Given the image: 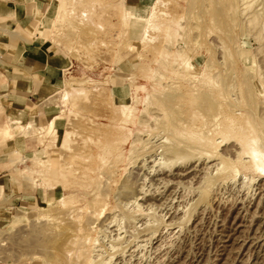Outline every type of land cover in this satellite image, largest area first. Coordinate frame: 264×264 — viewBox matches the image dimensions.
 <instances>
[{
  "label": "rangeland",
  "instance_id": "1",
  "mask_svg": "<svg viewBox=\"0 0 264 264\" xmlns=\"http://www.w3.org/2000/svg\"><path fill=\"white\" fill-rule=\"evenodd\" d=\"M238 1L46 0L28 33L72 65L48 100L57 116L48 124H11L0 106V127L7 123L0 134V264H90L91 252L116 237L118 224L124 236L129 221L119 203L138 188L143 195L129 214L139 211L142 218H135L157 224L156 236L147 238L139 222L141 247L117 246L124 256L112 263L264 264V49L259 53ZM255 2L261 22L264 0ZM17 32L0 18V34ZM208 103L221 118L235 117L243 144L256 148L252 156L217 136L208 149L225 157L224 165L187 150L198 145L189 135L205 130L198 112ZM181 118L188 138L179 146L190 156L184 162L161 156L173 144L166 126ZM15 134L44 151L23 157L3 150ZM154 145L161 147L155 153ZM214 163L222 167L218 174Z\"/></svg>",
  "mask_w": 264,
  "mask_h": 264
},
{
  "label": "crops",
  "instance_id": "2",
  "mask_svg": "<svg viewBox=\"0 0 264 264\" xmlns=\"http://www.w3.org/2000/svg\"><path fill=\"white\" fill-rule=\"evenodd\" d=\"M46 5V0L0 3V18H9L12 27L18 31L0 34V106L10 123L17 121L21 125L34 126L48 124L57 117L48 100L59 89L64 71L72 62L53 52L36 32L28 33V28L37 21L38 13L42 15ZM5 126L7 123L0 127V134L6 131ZM2 147L23 157L34 155L39 149L44 151L42 145L18 134L7 139Z\"/></svg>",
  "mask_w": 264,
  "mask_h": 264
},
{
  "label": "bare ground",
  "instance_id": "3",
  "mask_svg": "<svg viewBox=\"0 0 264 264\" xmlns=\"http://www.w3.org/2000/svg\"><path fill=\"white\" fill-rule=\"evenodd\" d=\"M240 4V7H241V13L243 14V15H248V16H244V17H247V19H248V22L246 21V23L249 25V27L252 29L251 31H253L254 30V39H255V42H258V43H260L259 45H260V48H259V53L261 52V50H263L264 49V20H262L263 21V23H261L260 22V10L259 9H256L255 7V3L257 2H255V0H239L238 1ZM254 5V6H253ZM254 7V8H253ZM250 8L252 9L251 11H250ZM240 9V8H239ZM262 10V9H261ZM240 11V10H239ZM248 11H249V13H248ZM247 13V14H246ZM241 15V14H240ZM150 16V15H149ZM151 17V16H150ZM245 20H246V18H244ZM261 19H263V18H261ZM242 20V19H241ZM242 22V21H241ZM149 23V22H148ZM243 24V23H242ZM147 25V24H146ZM247 25V26H248ZM246 27V26H245ZM248 27V28H249ZM145 33V32H144ZM255 42H253V43H255ZM217 43V42H216ZM256 44V43H255ZM257 50H258V48H257ZM256 51V50H255ZM180 52V51H179ZM264 53V52H263ZM257 54V53H256ZM262 56V55H261ZM257 57V56H256ZM263 60V62H264V59H262ZM258 67V66H257ZM260 69H262V68H260ZM259 71V70H258ZM243 72V71H242ZM249 73V72H248ZM215 76V75H214ZM213 75H212V77H214ZM259 77H261V76H259ZM198 78V77H197ZM216 78V77H215ZM250 78V77H249ZM224 79H225V77H224ZM260 79V78H259ZM199 80V79H198ZM200 80H202V78L200 79ZM218 80V79H217ZM232 80V79H231ZM231 80H229V81H231ZM199 82V81H198ZM202 84H203V82H201ZM215 83H216V81H215ZM200 84V83H199ZM211 84V83H210ZM229 84V83H228ZM234 84V83H233ZM196 85V84H195ZM201 85V84H200ZM199 85V86H200ZM214 85V84H213ZM230 86V88H228ZM228 87H227V89L229 90V89H232L231 88V84L229 85ZM235 86V85H234ZM233 85H232V87H234ZM264 86V85H263ZM203 88V87H202ZM233 90V89H232ZM231 91V90H230ZM224 92H225V90H224ZM229 94H231L230 92H229ZM220 95V94H219ZM224 95V94H223ZM65 96H67V95H65ZM208 96H210V95H208ZM232 96V95H231ZM230 96V97H231ZM217 97V96H216ZM223 97V96H222ZM235 98V97H234ZM219 99H222L221 97H219ZM237 99V98H236ZM235 99V100H236ZM63 100V99H62ZM201 100V99H200ZM222 100H224V99H222ZM238 100V99H237ZM213 101V100H212ZM240 101V100H239ZM238 101V102H239ZM193 102H196V101H193ZM192 102V104H194ZM208 102V101H207ZM207 102H206V104H207ZM210 102V101H209ZM224 102V101H223ZM226 103H227V101H225ZM199 103V102H198ZM237 103V102H236ZM197 104V103H196ZM214 104V103H213ZM228 104V103H227ZM226 104V105H227ZM215 105V104H214ZM238 105V104H237ZM237 105L235 106V107H237ZM239 105H240V102H239ZM228 107H229V110H231L230 108H231V106L230 105H227ZM241 106V105H240ZM218 109H220V108H218ZM226 109H227V107H226ZM239 108H237L236 110H238ZM198 110H199V107H198ZM240 110V109H239ZM200 111V110H199ZM201 111L202 112H198V113H202V116H203V119H204V121H202V122H204V125H203V127L205 128V130H200V131H198L196 134H190L189 135V141H192V140H195V141H197V146L196 147H190L189 146V144H188V148H190V150L187 148V150L189 151V152H191V151H197V152H200V154L198 155L199 156V158L198 159H200V158H205V161L206 160H208V161H212V159H213V161L214 160H217L216 162H220V164L221 165H224L225 164V159L223 158V156L221 157L220 155H218V153L215 151V148L214 149H208L209 148V146L210 145H212V138H213V136H214V138H215V136H217V137H219L222 141H228V140H235L236 142H238V144H239V147H240V151L241 152H244L245 154H248V155H250V156H252L253 155V153H254V151H255V149H253L254 147H252L251 149H253L254 151H253V153L252 152H250L249 151V149L247 148V146H245L244 144H243V139H242V137H241V135H242V131H241V129L238 127V126H236L235 125V117L233 116V115H230V116H224V117H220V115H219V113L217 112L218 110H216L215 109V107L214 106H212V104L211 103H208V105L202 110V108H201ZM232 112V111H231ZM235 112H237V111H235ZM234 112V113H235ZM194 113V112H193ZM258 113H261V112H258ZM232 114V113H231ZM236 114V113H235ZM238 115V114H237ZM239 116V115H238ZM197 117V116H196ZM262 118H264V117H262ZM177 119H180L179 117L177 118ZM172 120V119H171ZM250 120V119H249ZM262 121H263V119H261ZM260 120V121H261ZM163 122V121H162ZM241 122V121H240ZM13 123H14V121H13ZM172 123V122H171ZM173 123H174V121H173ZM172 123V125H169V126H166V130H167V132H169L171 135H172V138H173V140H171L172 142H173V144H169L170 145V147H168V148H163L164 149V151L162 152L163 154L161 155V156H165L166 155V153H172L173 154V158H175V161H178V160H183V162H184V160L186 159V160H188L187 158H189L190 156H189V153H188V151H186V149L184 150V148L182 149V148H180V146L179 145H181L180 143H183L184 142V139H185V141H187L186 139L188 138V135H186L187 136V138H185L186 136H184V133H186L185 132V130H184V133H182V129H183V127H185V125L183 124V122H182V118H181V121L179 122V121H177V122H175L174 124ZM186 123V122H185ZM254 123V122H253ZM16 124H18V122H16ZM50 124H52V123H50ZM256 124V123H255ZM263 124V123H262ZM164 125V124H163ZM201 125V124H200ZM238 125V124H237ZM264 125V124H263ZM262 125V126H263ZM165 126V125H164ZM257 126V125H256ZM264 127V126H263ZM20 128H22L21 126H20ZM27 128H29V125L27 126ZM164 128V127H163ZM162 128V129H163ZM251 128V127H250ZM255 128V127H254ZM15 129V128H14ZM19 129V128H18ZM24 129V128H23ZM165 129V128H164ZM190 129V128H189ZM17 130V129H16ZM25 130V129H24ZM256 130V129H255ZM186 131H188V127H187V129H186ZM246 131V130H245ZM254 131V130H253ZM189 132V131H188ZM255 132V131H254ZM250 135V134H249ZM251 135H252V133H251ZM250 135V136H251ZM155 137V136H154ZM249 137V136H248ZM256 138V137H255ZM254 138V139H255ZM170 139V138H169ZM192 139V140H191ZM250 139V138H249ZM66 140V139H65ZM155 140V139H154ZM168 140V139H167ZM219 140V139H218ZM170 141V140H169ZM217 141V140H216ZM216 141H214L215 143H217ZM249 141V140H248ZM151 142V141H150ZM192 142H194V141H192ZM235 142V143H236ZM144 143V142H143ZM171 143V142H170ZM185 143V142H184ZM191 143V142H190ZM245 143V142H244ZM258 143V141H253L252 142V144H253V146L254 145H256ZM148 144V143H147ZM154 144V143H153ZM187 144V143H186ZM185 144V145H186ZM251 144V143H250ZM233 145H235V144H233ZM258 145H259V143H258ZM258 145H257V148H258ZM145 146V145H144ZM165 146V145H164ZM182 146H183V144H182ZM260 146H261V144H260ZM147 147V146H146ZM155 147H157L156 145H154V147H152V146H150V148H149V151H150V149L153 151V153H155L157 150H159V149H156ZM167 147V146H166ZM187 147V146H186ZM227 147V146H226ZM230 147V146H229ZM238 147V146H237ZM248 147H250V146H248ZM145 148V147H144ZM148 148V147H147ZM158 148V147H157ZM232 146L230 147V150H232ZM263 148V147H262ZM261 148V149H262ZM133 149V148H132ZM154 149H156V150H154ZM192 149V150H191ZM228 149V150H227ZM225 148V150L222 152V154H228L230 151H229V148ZM235 149V150H234ZM250 149V150H251ZM264 149V148H263ZM218 150V149H217ZM226 150H227V153H225L226 152ZM238 150V149H237ZM259 150H260V147H259ZM146 151V150H145ZM155 151V152H154ZM194 151H193V153H194ZM229 151V152H228ZM236 152V148H233V150H232V154H234V152ZM240 151H238L239 153H241ZM261 151V150H260ZM260 151H256V152H260ZM263 151V150H262ZM261 151V152H262ZM151 152V151H150ZM161 152V151H160ZM238 152H236V154H238ZM159 154V153H158ZM157 154V155H158ZM192 154V153H191ZM242 154V153H241ZM259 155L261 154V153H258ZM168 155V154H167ZM196 155V154H195ZM205 155V156H204ZM231 155V154H230ZM151 156V155H150ZM172 156V155H171ZM197 156V157H198ZM226 156V155H225ZM153 157V156H152ZM154 157H157V156H154ZM159 157V156H158ZM166 157V156H165ZM192 157H195V156H192ZM232 157V156H231ZM235 157V156H234ZM151 158V157H150ZM149 158V159H150ZM163 158V157H162ZM233 158V157H232ZM243 158V157H242ZM245 158V157H244ZM263 158V157H262ZM170 159H171V157H170ZM170 159H169V161H170ZM228 159V158H227ZM248 159V158H247ZM246 159V160H247ZM256 159V158H255ZM158 160H160V159H158ZM163 160H165L164 158H163ZM167 160V159H166ZM185 160V161H186ZM191 160V159H190ZM230 160V159H229ZM244 160V159H243ZM153 161V160H152ZM151 161V162H152ZM169 161H167L166 162V165H169ZM200 161V160H199ZM199 161L197 162V164L199 163ZM212 161V162H213ZM228 161V160H227ZM232 161V160H231ZM149 162V161H148ZM154 162V161H153ZM164 162V161H163ZM187 162H190V161H187ZM244 162V161H243ZM246 162V161H245ZM258 162H259V160H258ZM258 162H257V165H258ZM172 163H174L173 161H172ZM206 163V162H205ZM209 163H211V162H209ZM256 163V162H255ZM141 164H142V162H141ZM204 164V163H203ZM208 164V163H207ZM249 164H250V162H249ZM259 164H260V162H259ZM143 165V164H142ZM155 165V164H154ZM159 165V164H158ZM173 165V164H172ZM213 166H214V168L212 169V171L214 172L215 170H216V172H217V174H218V172H221L222 171V167H220V168H218V169H215V163L214 164H212ZM212 165H210L211 166V168L213 167ZM217 165V164H216ZM219 165V164H218ZM144 166V165H143ZM157 166V165H156ZM163 166V165H162ZM195 166V165H194ZM252 166V165H251ZM263 166H264V164H263ZM169 167V166H168ZM167 167V168H168ZM225 167V166H224ZM250 167V166H249ZM255 167V166H254ZM150 168V167H149ZM159 168V167H158ZM166 168V167H165ZM210 167H205L204 166V169H205V171L207 170V171H209L210 169H209ZM252 168V167H251ZM169 169H170V167H169ZM201 169V171L203 170L202 168H200ZM200 169H198V170H200ZM215 169V170H214ZM55 171V169L53 168V172ZM151 171V170H150ZM205 171H204V173H205ZM152 172V171H151ZM203 172V171H202ZM208 173H210V172H208ZM207 173V174H208ZM212 173V172H211ZM201 174H203V173H201ZM200 174V175H201ZM52 175H54V173H52ZM196 175H197V173H196ZM206 175V174H205ZM209 175V174H208ZM213 175V174H212ZM215 175H216V173H215ZM203 176H204V174H203ZM198 177V176H197ZM200 177V176H199ZM207 176H205V177H203V178H206ZM208 177H210V176H208ZM212 177V179H211V181L214 179L213 178V176H211ZM214 177H216V176H214ZM196 178V177H195ZM202 178V177H201ZM142 179V178H141ZM158 179V178H157ZM191 179H193V178H191ZM210 179V178H209ZM146 180V179H145ZM207 181H209L208 179H206ZM205 181V180H204ZM211 181H209V182H211ZM53 182V181H52ZM59 182V181H58ZM62 182V181H61ZM179 182V181H178ZM201 182H203V179H202V181ZM214 181H212L211 182V185H212V183H213ZM216 182V181H215ZM191 183V182H190ZM199 183V182H198ZM205 183V182H204ZM245 183V182H244ZM62 184V183H61ZM243 184V183H242ZM241 184V185H242ZM175 185V184H174ZM209 185V184H208ZM247 185V184H246ZM124 186V185H123ZM242 186H245L244 184L242 185ZM139 187H140V185H139ZM138 188V187H137ZM194 188V187H193ZM243 189V188H242ZM246 189V188H245ZM248 190V189H247ZM143 195V188H138V189H136L135 191H134V193H133V195H131V197H130V200H128V198L126 199V200H128L127 201V203L125 202V204H123V202L122 203H119V204H121V205H123L122 207L124 208L123 210H125L126 211V209H127V211L129 210V208H132L133 207V210H134V208L136 209H138V206L139 205H137L136 203H137V197L139 196V195ZM116 195V194H115ZM150 195V194H149ZM148 195V196H149ZM246 195V194H245ZM146 196V195H145ZM143 197V196H142ZM229 197V196H228ZM228 199V198H227ZM114 200V199H113ZM122 200H124V199H122ZM125 200V201H126ZM259 200V199H258ZM150 202V201H149ZM61 203V202H60ZM162 203V202H161ZM257 204V203H256ZM120 205V206H121ZM177 209V208H176ZM125 212L124 214H125V216H126V220L127 221H129V223L127 224V230L124 232L125 234H123L124 236L123 237H121L120 236V234H118L119 233V230H121V228H122V230H124L123 229V227H121L120 229H119V227L121 226V225H119L116 221H117V219H116V223L118 224H115L114 225V220L115 219H113V221H111V222H109L108 223V226L110 225V227H115L116 225V227L115 228H117V230H118V233H117V235H115L114 237V239L112 238L111 239V241H110V239L108 240L110 243H108L107 244V246H101V245H98L99 246V250L97 249V251H96V249H95V251H92V249H91V253H93V252H96V254H95V256L93 257V255H92V257H93V259L92 260H90L89 262H90V264H114V263H112V260H113V258H114V256H116L118 253H120V255L122 254V251H121V248H118L117 246H122L123 244H126L125 246H129L130 245V247L132 246V248H137L138 249V247L140 248L141 246H138V241L136 242V239L137 238H141L140 237V235H139V230L137 229V227H136V224H138L139 225V222H141L140 223V225H144V229L143 228H141L142 229V231H145L146 233H147V238L149 237V239L151 240V238H153L154 236L153 235H155V232H156V230H157V224H156V226L154 225V226H148V222H146V221H143L142 222V220H139L137 217L139 216L140 217V214H139V211H137L138 213H134V214H129L130 213V211L131 210H129L128 212ZM134 212V211H133ZM142 213H143V211H141ZM185 213V212H184ZM62 214V213H61ZM139 214V215H138ZM150 214V213H149ZM119 215V214H118ZM123 215V214H122ZM136 215H138L136 218H135V216ZM145 215V214H144ZM148 215V214H147ZM66 216V215H65ZM125 216L123 217V218H125ZM146 216V215H145ZM58 217V216H57ZM63 217V216H62ZM111 217V216H110ZM116 217V216H115ZM114 217V218H115ZM161 217V216H160ZM186 217V216H185ZM66 218V217H65ZM107 218V217H106ZM113 218V217H112ZM140 218H142V217H140ZM183 219V218H182ZM112 220V219H111ZM121 220V219H120ZM124 220V219H123ZM144 220H146V219H144ZM62 221V220H61ZM93 221V220H92ZM91 221V222H92ZM152 221V220H151ZM146 222V223H145ZM152 222H154V221H152ZM52 223V222H51ZM68 224V223H67ZM66 224V225H67ZM84 225H86L85 223H83ZM91 224V223H90ZM113 224V225H112ZM154 224V223H153ZM61 225V224H60ZM73 225V224H72ZM92 225V224H91ZM91 225H88V226H91ZM94 225V224H93ZM112 225V226H111ZM124 225V224H123ZM107 225H106V228H109ZM55 227V226H54ZM104 227H105V225H104ZM113 227V228H114ZM72 228V227H71ZM70 228V229H71ZM84 228V227H83ZM106 228L104 229V230H106ZM125 228V227H124ZM55 229V228H54ZM90 229H93L92 227L90 228ZM56 230V229H55ZM104 230H102V231H104ZM52 231V230H51ZM138 231V232H137ZM107 232V231H106ZM105 231H104V233H106ZM123 232V231H122ZM144 232V233H145ZM115 233H116V231H115ZM142 234H143V232H141ZM110 234V233H109ZM97 235V234H96ZM102 235V234H101ZM139 235V236H138ZM110 236V235H109ZM143 236H144V234H143ZM142 236V237H143ZM150 236H153V237H151L150 238ZM156 236V235H155ZM172 236V235H171ZM113 237V236H112ZM80 238V237H79ZM106 238V237H105ZM109 238H111V237H109ZM170 239V238H169ZM96 240V239H95ZM99 240V239H98ZM78 241H79V239H78ZM81 241V240H80ZM102 241V240H101ZM143 241V240H142ZM146 241V240H145ZM69 242H72L71 244H74V241L73 240H70ZM69 242H68V244H69ZM96 242H97V240H96ZM100 242V241H99ZM116 242H119V243H116ZM140 243V242H139ZM63 244H65V243H63ZM67 244V243H66ZM70 244V245H71ZM78 244V243H77ZM76 244V245H77ZM97 243H94V241H93V245L95 246ZM128 244V245H127ZM133 244V245H132ZM82 245V244H81ZM104 245V244H103ZM139 245H141V244H139ZM66 246V245H65ZM84 246V245H83ZM97 246V247H98ZM101 246V247H100ZM142 246H144V245H142ZM72 247V246H71ZM78 247V246H77ZM96 247V246H95ZM92 248H94V247H92ZM123 249V248H122ZM66 250V249H65ZM77 250V249H76ZM94 250V249H93ZM132 250H134V249H132ZM60 251V250H59ZM69 251V250H68ZM83 251H84V248L83 247H81V246H79L78 247V251H77V257H83L84 256V253H83ZM125 251V250H124ZM131 251V250H130ZM143 251V250H142ZM155 251V250H154ZM61 252V251H60ZM63 252V251H62ZM134 252V251H133ZM158 252V251H157ZM85 253H87V252H85ZM94 254V253H93ZM125 254V253H124ZM130 254V253H129ZM60 255V254H59ZM64 257H67L66 256V253H64ZM123 255V254H122ZM127 255V254H126ZM69 256V255H68ZM124 256V255H123ZM91 257V256H90ZM120 257V256H119ZM91 259V258H90ZM118 259L119 258H117V261H118ZM125 259V258H124ZM123 260V259H122ZM115 261V260H114ZM137 261V260H136ZM126 264H128V263H126Z\"/></svg>",
  "mask_w": 264,
  "mask_h": 264
}]
</instances>
